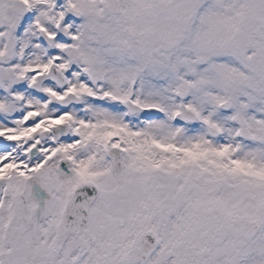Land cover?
I'll return each instance as SVG.
<instances>
[{
  "label": "snow or ice",
  "instance_id": "1",
  "mask_svg": "<svg viewBox=\"0 0 264 264\" xmlns=\"http://www.w3.org/2000/svg\"><path fill=\"white\" fill-rule=\"evenodd\" d=\"M99 7L104 23L95 48L89 47L88 18L78 0H49L19 16L15 35L29 34L30 27L42 30L33 42L53 66L63 65L68 81L58 85L45 77L42 85L62 94L80 82L96 95L49 100L46 88L23 78L7 91L0 87V95L37 98L53 116L74 110V129L81 120L96 127L88 136L59 125L19 147L0 135V166L14 161L25 174L22 182L12 181L13 172L19 176L16 169L0 178V188L9 181L13 193L10 209L23 203L15 194L23 195L42 221L31 232L11 223L0 228V264H264V225L248 233L229 219L239 195L229 189L240 186L248 166L264 170V0H104ZM55 15L58 23L48 19ZM180 77L194 86L176 100L207 111L209 94H216L230 106L214 108L207 123L174 111L165 124L186 137L185 151L167 162L178 212L173 242L159 215L161 192L152 171L165 164L150 161L138 140L153 137L149 143L155 149L154 131L131 126L166 114L158 105L143 106L128 83L131 78L133 89L139 85L141 93L162 96L165 85ZM24 114L16 110L10 116ZM10 116L0 113V122L13 127ZM39 119L30 117L25 124ZM114 129H123L124 139L109 138ZM68 145L73 147L61 150ZM120 148L123 171L116 177ZM259 186L264 203V179ZM133 210H138L137 243L125 250L121 220ZM181 213L190 220L179 231Z\"/></svg>",
  "mask_w": 264,
  "mask_h": 264
},
{
  "label": "flooded vegetation",
  "instance_id": "2",
  "mask_svg": "<svg viewBox=\"0 0 264 264\" xmlns=\"http://www.w3.org/2000/svg\"><path fill=\"white\" fill-rule=\"evenodd\" d=\"M93 11H90L89 14H92ZM16 18V19H15ZM19 17L15 16L13 13H8L5 11H0V49L3 50L5 48H7V50L9 49H14L16 42L14 40L15 36H14V30L16 27V24L18 23ZM11 59H7L3 64L0 63V75L1 73L6 75V76H11L10 73H8L9 71H13V67H15V65H11L12 63L10 62ZM15 81V77L14 75L12 76V82ZM74 87V85H72ZM47 91H48V95H49V100H62L64 97L67 96L68 92L64 93H58L55 92L53 90H51L50 87H46ZM72 94L67 96L66 102L67 101H73V100H77L78 98H81L82 95L87 94V95H96V93H94L92 90H83L80 89V87L76 86L74 87V91L71 92ZM14 93H11V95L13 96ZM10 93H8L7 95H0L1 97L5 96V97H9L11 96ZM27 96L28 95H24V100L22 102L21 105H19V108L24 110L25 114L24 116H26L27 113L30 112V108H31V102H29V100H27ZM15 97L12 98V100ZM115 98V97H113ZM26 99V100H25ZM30 107H27L29 106ZM41 105H43L44 107L42 108L41 112H45L47 110V102H41ZM35 108H37L38 106L35 105ZM87 107V106H86ZM49 110V109H48ZM3 114H5V112H2ZM74 113V110H73ZM66 121V120H64ZM63 121V122H64ZM153 125H150L149 127H156V125L159 127V124L161 122L162 127H165V124L168 122L164 121V117H161L159 119L153 118ZM143 120H141L139 123H133L132 127L133 128H138L141 125H147V124H143L142 123ZM62 123V122H59ZM84 123V121L82 120V124ZM58 124V123H57ZM54 126V124H50L49 126H46L41 132H39L38 136H37V140L41 139V134L42 132H49V130L52 129V127ZM161 126V125H160ZM170 129V128H168ZM95 130V129H94ZM123 131V129L121 130H112L110 133V137L112 136H119L120 139H124L123 136L120 135V133ZM239 133V129H237V133ZM166 134L169 136V132L166 131ZM173 134V132H172ZM126 135V134H125ZM151 137V136H150ZM171 137H173V135H171ZM153 139V137H152ZM161 139H164L163 137H157L155 140L157 141L155 149L152 148L151 146V150H152V154H150L151 156H153V158L150 159V161L154 162V163H164L165 166L159 169L153 168L152 171L157 175V186L161 192V196H160V200H159V215L162 221V224L164 226H166L169 229V236L171 237L172 241L175 242L177 239V227H176V221H177V203L175 201V197L172 193V189L169 186V176H170V172H171V166L167 164V162L169 160L172 159V157H177L179 158L181 155H176L175 150L173 148H170V144H173L174 142H169V140L164 139L165 141H159ZM185 144V143H184ZM235 152V149H234ZM120 153L122 152H117L116 153V164L114 167H116L118 165V163H120L121 161V156ZM251 166H248L246 168V170L241 173V177L240 179H246V180H252V182H259V180L252 174V172H250ZM123 171V169L118 166L117 169L114 168L113 171V175L116 177H119L121 172ZM252 171H254L252 169ZM9 172H6L4 174H0V178H4L6 177V175ZM14 173H12V179H15V176L13 175ZM13 181V180H12ZM9 185V181H5V185L3 187V193H2V197L0 200V214L3 215L2 210L6 209L9 210L10 206L12 205V197H13V193L8 191V186ZM123 191L125 192H130V188L126 187L125 185H120L119 186ZM234 192V191H233ZM20 194H15V200L18 201V199L20 198ZM249 200V203L247 204H243L242 202H238L236 208L234 209V211L232 212L231 216L229 217L230 220L235 221L243 230L245 229L246 225L250 222V221H254L256 220L258 222V230L262 227V225L264 224V203L259 202V203H254V197L252 196H248L247 197ZM23 199L25 201V204H28L29 202L27 201L26 197L23 196ZM35 214H32L30 217L25 219V223L24 225H22L21 222L17 221V226L22 227L25 231L28 230L29 228H31L32 226V220L35 219L34 221V226H36V224L38 222H41V218H40V214L38 211L34 212ZM30 214V212H29ZM28 214V215H29ZM138 214V210H133V211H129L125 216L122 217L121 223L124 226V234H123V246L124 249L127 250V248L130 245V242H132V240L135 239V233L136 230L134 228V223H135V219H136V215ZM183 219L181 222V226L179 231H182L184 229L187 228L188 224H189V220H190V216L188 214H183ZM10 214L6 213L4 215V217H9ZM17 218V217H16ZM9 225V223H8ZM0 228H7L4 225L0 226ZM258 232V231H257ZM201 254H203L204 249L203 247L199 249ZM203 257V256H202Z\"/></svg>",
  "mask_w": 264,
  "mask_h": 264
},
{
  "label": "rangeland",
  "instance_id": "3",
  "mask_svg": "<svg viewBox=\"0 0 264 264\" xmlns=\"http://www.w3.org/2000/svg\"><path fill=\"white\" fill-rule=\"evenodd\" d=\"M49 2V0H30L31 6L36 7L38 4H47ZM78 2L81 3H88L90 2V0H78ZM38 3V4H37ZM93 6V13L89 14V11H87V27H88V31H89V47L95 48L98 47V37L100 36L101 33V29L103 27V18H102V13L100 11H98V7L96 5V3L94 4H90ZM7 7V6H6ZM9 7V4H8ZM90 8V6H88ZM50 10V9H49ZM94 12H97L96 14ZM51 17H48V19L50 20ZM52 19V18H51ZM55 19V18H54ZM36 32L37 29L36 28H32L30 27L28 30L27 35H22L21 37H16L19 40H21L20 45L22 46L20 51H17V57L14 59L15 63H12L11 65H15V67H13V71H9L8 73L11 74V76H6L4 74L1 73L0 75V84L2 87L5 88V90L7 91V89H9L10 85L13 83L12 82V76L14 74H17L18 72H21L23 70V67L25 66H32V69H36L38 68V72L40 71L41 68H43L44 64H46L48 61L45 59V54L40 50V46L37 43L33 42V37L36 36ZM161 38H163V36H161ZM36 45H38L36 47ZM27 56L24 61L23 58ZM85 59H87V57H85ZM50 62V61H49ZM67 63V62H65ZM181 83H185L189 89H191L194 85L191 84L189 81L185 80L183 77H180L178 81H169V83L167 85H165V91L164 94L162 96H152L151 94H149L148 92H144L141 93L140 92V88L139 86L137 87V92L139 94V96L141 97L142 101L144 102H159V103H165L167 105H174L173 108H177L176 107V103H179V100H176L173 97V91L176 89V87L181 84ZM76 86L80 87V89H85V90H90L89 88H87V86L83 83L77 82L75 83ZM0 86V87H1ZM11 93V92H9ZM15 97H19L18 93H14ZM209 102L206 105L207 107V111H204V109H200V113L203 112V115L201 116V118L203 119H207L208 118V114L214 109V103L217 102L220 99H223L222 97L217 96L216 94H209ZM30 101L31 102V108L34 109V106L37 105L39 110L41 108H43L44 106L41 105V101H39L37 98L34 97H30ZM2 101V104H6L7 102L10 103V105L8 107H6L8 110L10 111V113H12L14 110H17L19 105H21V103L18 102H12L10 101L7 97H1L0 96V102ZM172 107V106H171ZM195 109V108H193ZM36 110V109H34ZM54 110H46V113H44V115L53 118L51 121H47L50 124H53L55 122H59V120H65V119H72L73 115H70L69 113H65L61 116H51V114H49L50 112H52ZM6 114V113H5ZM11 119V118H10ZM14 120L16 121L15 123H20L21 124V120L22 118H14ZM165 122H168V118H164ZM81 121L79 123H76V129H79L80 131H82L83 133H85L86 135L90 136L91 134H93V132L95 131V124H89L88 122H85L84 124H80ZM3 123L0 122V126ZM154 123H151L147 126L153 125ZM47 125V124H44ZM161 125V126H160ZM163 124H159V127L156 125V127H150L153 131H154V138L156 139L157 137H163L166 140H169L171 138V135H175V139L174 141H182L183 143H186V137L184 135L180 134V129L179 128H175V129H168L166 127H162ZM22 127V126H21ZM43 124L40 122L36 128H31V130L33 132H35V130L38 128L41 129L43 128ZM140 129H144L143 127H140ZM179 130V131H178ZM166 131L169 132V136L166 134ZM173 132V134H172ZM179 132V133H178ZM8 139L12 140V137H7ZM164 139H161L159 141H165ZM227 139V137H226ZM80 143V142H78ZM18 144V143H17ZM73 145H68L66 146L64 149H62L63 151L69 150L70 148H72ZM19 147V146H18ZM148 153V150H145ZM234 152V149H233ZM149 160L151 158H153V156L150 155V153H148V157ZM242 159V157H240ZM259 162V161H258ZM257 162V163H258ZM13 166H17L15 164L14 161H10L8 164L4 165V166H0V171H10L11 168ZM20 176L22 174V169H19L17 167L16 170ZM15 176V179H12L13 182H22V177L19 178V176H17L16 174H13ZM240 186L238 188H230L229 191L230 192H237L238 195V202H242L243 204H247L249 203L248 200V196H252L254 197L253 202L254 203H259L262 202V198L260 196V192L262 191V189L259 186V182H252V180H246V179H240L237 182ZM10 192V191H9ZM22 201V204H17L14 207H12L9 210L3 209V215L0 214V226L4 225L5 227L8 226V223L13 224L14 226H17V221L21 222L22 225H24L25 223V219L30 217L33 212H34V206L30 207L29 203L25 204V201L23 199V196H20V198L18 199V202ZM30 212V214H29ZM8 213L10 214L9 217H4V215ZM29 214V215H28ZM17 217V218H16ZM42 222V221H41ZM124 239V237H123Z\"/></svg>",
  "mask_w": 264,
  "mask_h": 264
},
{
  "label": "water",
  "instance_id": "4",
  "mask_svg": "<svg viewBox=\"0 0 264 264\" xmlns=\"http://www.w3.org/2000/svg\"><path fill=\"white\" fill-rule=\"evenodd\" d=\"M15 9L18 10V11H20V12L23 10L22 7L15 8ZM0 191H1V190H0ZM69 219H71V217H69ZM135 246H136V244L134 245V247H135ZM134 247H133V248H134Z\"/></svg>",
  "mask_w": 264,
  "mask_h": 264
},
{
  "label": "bare ground",
  "instance_id": "5",
  "mask_svg": "<svg viewBox=\"0 0 264 264\" xmlns=\"http://www.w3.org/2000/svg\"><path fill=\"white\" fill-rule=\"evenodd\" d=\"M141 131H143V130H141ZM140 139H142L144 136H138Z\"/></svg>",
  "mask_w": 264,
  "mask_h": 264
}]
</instances>
